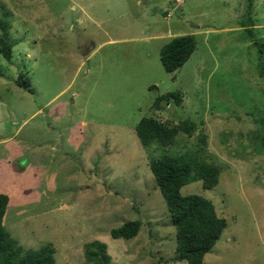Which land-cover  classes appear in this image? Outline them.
<instances>
[{"label":"rangeland","instance_id":"obj_1","mask_svg":"<svg viewBox=\"0 0 264 264\" xmlns=\"http://www.w3.org/2000/svg\"><path fill=\"white\" fill-rule=\"evenodd\" d=\"M248 5L0 0L14 44L11 62L0 54V193L9 196L4 227L21 247L51 245L55 264H85L86 244L99 241L115 264H187L175 260L176 229L149 164L192 152L205 136L201 155L221 169L219 183L193 182L182 194L211 200L227 229L204 264H264V149L251 140L264 132L254 121L264 115V77L246 31L253 25L263 42L264 0ZM182 35L197 49L168 73L161 48ZM21 71L30 90L18 87ZM169 93L181 102L161 99ZM144 117L198 128L144 147ZM136 220L137 237L112 238Z\"/></svg>","mask_w":264,"mask_h":264},{"label":"trees","instance_id":"obj_2","mask_svg":"<svg viewBox=\"0 0 264 264\" xmlns=\"http://www.w3.org/2000/svg\"><path fill=\"white\" fill-rule=\"evenodd\" d=\"M254 1L249 0V10H252ZM4 22L0 23L3 30L0 38L2 45L0 54L11 62L14 44L10 41L7 23ZM247 26L246 31L249 38L258 49L259 74L264 77V39L260 43L258 39H255L253 25L248 24ZM196 49L197 43L194 35L174 37L160 51L161 62L166 72L174 73L181 69ZM18 79L19 88L30 90L31 82L27 73L21 71ZM178 94L169 93L161 99L165 98L169 101L175 98L179 104L181 99ZM254 121L259 126L264 125L263 113L260 117H255ZM197 128L196 123L191 120H184L176 126H169L154 118L144 117L138 122L136 131L144 147L152 146L154 143L168 147L176 143V136L180 132L192 136ZM251 140L258 144L259 149H264V132L256 131L252 134ZM201 141L203 146H197L192 152L165 154L160 158H154L149 164L166 200L172 225L176 229L175 252L177 257L175 260L187 264H204L206 255L221 240L227 229V220L218 216L211 200L200 195L185 196L182 194V188L193 182L202 181L205 189L213 188L219 183L221 169L218 165L204 160L201 154L205 156L207 152L206 137L202 136ZM8 204L9 196L0 193V264H55V250L51 245L42 246L36 250H26L6 230L3 220ZM141 228L140 220L126 222L121 227L112 229L111 236L116 240H131L138 236ZM85 258V264H115L112 263L107 253L106 244L99 241L86 244Z\"/></svg>","mask_w":264,"mask_h":264},{"label":"built area","instance_id":"obj_3","mask_svg":"<svg viewBox=\"0 0 264 264\" xmlns=\"http://www.w3.org/2000/svg\"><path fill=\"white\" fill-rule=\"evenodd\" d=\"M177 1H181V0H177Z\"/></svg>","mask_w":264,"mask_h":264}]
</instances>
